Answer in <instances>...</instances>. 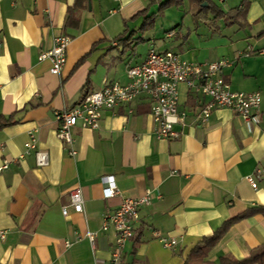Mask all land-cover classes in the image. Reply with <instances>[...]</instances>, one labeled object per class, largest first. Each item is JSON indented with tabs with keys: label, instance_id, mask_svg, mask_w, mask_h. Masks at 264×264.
Masks as SVG:
<instances>
[{
	"label": "crops",
	"instance_id": "crops-1",
	"mask_svg": "<svg viewBox=\"0 0 264 264\" xmlns=\"http://www.w3.org/2000/svg\"><path fill=\"white\" fill-rule=\"evenodd\" d=\"M162 1L87 0L69 13L75 0H0V166L8 163L0 171V264H108L115 233L101 230L104 214L147 190L159 198L139 207L119 264H183L224 221L264 206V0H248L244 18L232 25L211 13L193 17L196 8L183 0L171 35L170 28L161 31L172 39L171 49H158L198 63L228 60L222 75L231 88L261 95L251 129L225 107L199 125L201 97L180 83L178 108L186 115L174 126L175 138L156 135L144 96L102 110L97 129L75 125L74 156L56 135L54 112L106 82H128L127 68L149 52H138V44L156 37ZM211 1L223 12L242 2L231 0L226 10V0ZM153 14L152 24L148 19L141 28ZM63 34L70 37L65 63L52 74L50 61L38 56ZM29 131H35L36 150L47 153L45 166L36 164L34 150L25 151ZM249 175L256 176V189ZM106 177L117 190L110 197ZM73 186L81 188L83 212L69 207ZM87 231L97 233L92 242ZM159 237L176 242L166 247ZM261 244L264 214L257 213L232 223L206 260H242Z\"/></svg>",
	"mask_w": 264,
	"mask_h": 264
},
{
	"label": "built area",
	"instance_id": "built-area-1",
	"mask_svg": "<svg viewBox=\"0 0 264 264\" xmlns=\"http://www.w3.org/2000/svg\"><path fill=\"white\" fill-rule=\"evenodd\" d=\"M171 35V32L167 34ZM70 42L68 35H58L54 38L51 48L41 52L39 60L48 59L51 63L50 72L58 74L64 63L66 49ZM229 65L226 59L198 63L183 59L172 51L158 52L149 50L143 62L129 66L126 70L128 82H106L102 88L87 92L72 108L54 112L57 120V137L66 145L67 154L75 155L73 148L74 137L72 128L80 124L83 128L97 129L99 119L104 109H113L119 105L129 104L134 99L144 96L149 102V112L156 126V135L163 139H172L178 136L174 126L180 123L186 115L178 108V84L183 83L195 94L201 97V104L195 116L199 125L208 121L212 110L216 107H225L240 116L249 129L258 123L255 113L261 102L258 91L244 92L231 88L230 83L222 75L224 67ZM130 112V111H129ZM35 131L28 132V140L24 143L25 151L34 150L35 162L38 166L48 163L45 151L36 150ZM6 161L0 166V171L7 168ZM256 176L249 175L247 180L253 189L257 188ZM107 185L104 188L106 197L117 193L112 177L103 180ZM159 194L150 190L139 198H125L111 213L103 216L101 230L111 228L115 233L114 249L108 264H119L124 244L133 237L134 224L139 218L140 206L150 204ZM69 207L75 212L84 211V202L79 186H73L69 191ZM63 215H67L68 208L63 206ZM97 233L87 231L85 236L90 242ZM5 232L0 231V238ZM159 241L166 247L175 244L173 238L159 237Z\"/></svg>",
	"mask_w": 264,
	"mask_h": 264
},
{
	"label": "trees",
	"instance_id": "trees-1",
	"mask_svg": "<svg viewBox=\"0 0 264 264\" xmlns=\"http://www.w3.org/2000/svg\"><path fill=\"white\" fill-rule=\"evenodd\" d=\"M87 0H75L74 5L69 8V13L76 8L84 7ZM192 6H197L196 11L193 12V17H198L199 15H207L211 13L214 16L220 15L228 23L227 25H232L234 23L240 22L246 14L247 7L249 4L248 0H242L239 6L232 8L229 12H223L220 10L211 0H187ZM206 2L207 6H202V3ZM183 0H163L159 7L156 15H160L162 11L166 8L172 6H180ZM154 14L146 17L145 22L141 25V28L147 27V20L150 19L149 23L152 24L154 20ZM85 95V94H84ZM261 213L264 214V206H254L245 209L239 214L227 219L218 227L213 233L208 236H204L200 242H198L188 253L183 264H264V244H261L251 250L250 255L242 260L233 259L229 256H221L218 263L209 262L206 260L207 253L209 250L218 242L227 228L234 222L250 217L254 214Z\"/></svg>",
	"mask_w": 264,
	"mask_h": 264
},
{
	"label": "rangeland",
	"instance_id": "rangeland-1",
	"mask_svg": "<svg viewBox=\"0 0 264 264\" xmlns=\"http://www.w3.org/2000/svg\"><path fill=\"white\" fill-rule=\"evenodd\" d=\"M231 0H226L223 4V8L228 10L229 8V3ZM182 4H180L181 6ZM183 7V6H182ZM195 8H197V6H194ZM172 7H169L167 9H164L162 11V13L159 15V20L158 22V27L155 31L156 37L154 39V41H145L143 43H139L137 46V50L140 53H146L148 50L150 49H155L156 51H158L159 48H168L171 49V38H163L162 36V29L163 28H170V32H171V25L173 26L174 23H176L175 21L178 20V22L180 21L181 17L183 16V12L181 13L176 6H174L172 9ZM177 10V11H175ZM180 10H183V8H180ZM165 21L162 25V22ZM162 27V28H161ZM168 33V32H167ZM174 40V39H173Z\"/></svg>",
	"mask_w": 264,
	"mask_h": 264
},
{
	"label": "water",
	"instance_id": "water-1",
	"mask_svg": "<svg viewBox=\"0 0 264 264\" xmlns=\"http://www.w3.org/2000/svg\"><path fill=\"white\" fill-rule=\"evenodd\" d=\"M206 5H207V3H206V2H203V3H202V6H206Z\"/></svg>",
	"mask_w": 264,
	"mask_h": 264
}]
</instances>
